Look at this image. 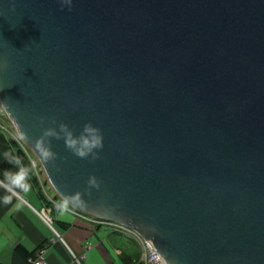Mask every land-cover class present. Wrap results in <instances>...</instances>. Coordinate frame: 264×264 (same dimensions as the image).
<instances>
[{
  "label": "water",
  "instance_id": "1",
  "mask_svg": "<svg viewBox=\"0 0 264 264\" xmlns=\"http://www.w3.org/2000/svg\"><path fill=\"white\" fill-rule=\"evenodd\" d=\"M0 106L74 211L166 264H264V0H0ZM89 121L98 159L41 160Z\"/></svg>",
  "mask_w": 264,
  "mask_h": 264
},
{
  "label": "crops",
  "instance_id": "2",
  "mask_svg": "<svg viewBox=\"0 0 264 264\" xmlns=\"http://www.w3.org/2000/svg\"><path fill=\"white\" fill-rule=\"evenodd\" d=\"M10 149V144L0 139V161ZM8 169L15 170L13 165ZM5 194L0 189V264H27L14 251L16 244L27 251L42 244L47 264H131L137 259L138 250L131 252L126 245L127 242L137 249L132 240L103 226H92L72 212L59 216L54 206L59 201L52 197L51 203L44 206L32 186L30 192L13 197L8 204L2 201ZM40 210L49 217V225L38 215Z\"/></svg>",
  "mask_w": 264,
  "mask_h": 264
},
{
  "label": "clouds",
  "instance_id": "3",
  "mask_svg": "<svg viewBox=\"0 0 264 264\" xmlns=\"http://www.w3.org/2000/svg\"><path fill=\"white\" fill-rule=\"evenodd\" d=\"M64 3L71 4V0H62ZM56 120H52L55 124ZM43 125V118H41ZM63 139L65 147L70 150L75 156L81 159L96 160L99 158L98 149L103 148V136L101 130L94 126L90 121L85 123L79 135H74V132L66 123H59V130L55 127H43L42 134L35 140V150L44 163H52L55 166V160L58 156L52 150L51 141L49 138ZM5 160L12 164L15 170L5 169L2 178H0V189L6 193L2 201L8 204L13 197H18L21 193H28L31 191L30 178L33 171V165H25L19 156L5 153ZM57 167V171H59ZM88 188L85 189L87 195L91 196L92 188L99 190L100 181L95 175H91L86 181ZM88 202L83 199L81 191L75 193L62 194V199L55 203V209L59 216H64L70 212L72 208H85Z\"/></svg>",
  "mask_w": 264,
  "mask_h": 264
},
{
  "label": "built area",
  "instance_id": "4",
  "mask_svg": "<svg viewBox=\"0 0 264 264\" xmlns=\"http://www.w3.org/2000/svg\"><path fill=\"white\" fill-rule=\"evenodd\" d=\"M6 117V114L4 113L2 107L0 106V131L7 133L9 137L14 139L24 150L27 148L23 141L20 139L18 134L16 133L12 123L7 120H5L3 117ZM27 152V149L25 150ZM30 152V151H29ZM29 160L30 163L34 166V171L36 173V176L38 177L39 175L37 174L36 171V162L33 159V156L29 155ZM39 182L41 183L40 177H38ZM70 212L86 219L88 222L91 223L92 226H103L105 227L108 231L120 234L134 242V244L137 247L138 254H137V259L135 264H166L164 259H162L154 250L151 244H149L143 237H141L135 230L112 221H104V220H99V219H94L88 216H85L81 213H78L74 211L73 209H70ZM38 215L43 219L44 222H46L47 225H49V217L46 215L44 210H40V212H37ZM85 248L88 249L89 245L86 244ZM44 249L39 248L35 252V254L32 257H28L26 259L27 264H47L44 256H43ZM75 261L76 258H75Z\"/></svg>",
  "mask_w": 264,
  "mask_h": 264
},
{
  "label": "trees",
  "instance_id": "5",
  "mask_svg": "<svg viewBox=\"0 0 264 264\" xmlns=\"http://www.w3.org/2000/svg\"><path fill=\"white\" fill-rule=\"evenodd\" d=\"M0 139L9 143L10 146H11V149H10V154L11 155H14V156H19L23 163L25 165H29L30 163V160H29V150L28 148L27 149V152L14 140L12 139L11 137H6L4 138L3 134L1 133L0 131ZM31 154V153H30ZM12 164H9L5 158H3L1 161H0V174L3 173V171L5 169H8ZM38 174V172H37ZM39 175V174H38ZM40 177V175L38 176ZM38 177L36 176V173L34 171V168H33V171H32V174H31V178H30V184L31 186L33 187V189L35 190V193L36 195L38 196V198L42 201V203L44 204V206H48L51 202L50 198H48L45 193L42 191L41 189V184L43 183L41 181V183L39 182V179ZM44 184V183H43ZM43 245L42 244H39L38 246H36L33 250H30V251H27L26 249H24L21 245L19 244H16L14 246V251L19 254L25 261L28 257H32L35 252L37 251V249L39 248H42ZM136 263V260L131 263V264H135Z\"/></svg>",
  "mask_w": 264,
  "mask_h": 264
},
{
  "label": "rangeland",
  "instance_id": "6",
  "mask_svg": "<svg viewBox=\"0 0 264 264\" xmlns=\"http://www.w3.org/2000/svg\"><path fill=\"white\" fill-rule=\"evenodd\" d=\"M31 153V152H30ZM32 155V154H31ZM33 156V155H32ZM33 159L35 160L36 162V171L38 172V174L40 175V179L41 181L44 183L41 184V189L42 191L45 193V195L48 197V198H52L53 197V192L51 190V188L49 187V185L47 184V182L45 181L44 179V175L42 173V170H41V167H40V164L37 160V158L35 156H33ZM55 203H57L55 201ZM126 245L131 249V252L133 251L134 253L137 252V249L135 248L134 245H130L126 242Z\"/></svg>",
  "mask_w": 264,
  "mask_h": 264
}]
</instances>
